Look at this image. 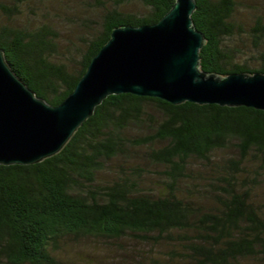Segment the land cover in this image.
Here are the masks:
<instances>
[{"label": "trees", "instance_id": "16d2710c", "mask_svg": "<svg viewBox=\"0 0 264 264\" xmlns=\"http://www.w3.org/2000/svg\"><path fill=\"white\" fill-rule=\"evenodd\" d=\"M133 1L143 12L128 10ZM241 1L196 0L202 71L264 73V12L246 28ZM82 2L101 23L95 30L80 18L92 27L74 61L46 19L57 0H0V48L52 106L74 91L115 28L156 24L175 4ZM28 10L45 20L25 21ZM87 241L119 246L118 264H264V111L111 95L59 154L0 165L1 264H65Z\"/></svg>", "mask_w": 264, "mask_h": 264}, {"label": "water", "instance_id": "95a60500", "mask_svg": "<svg viewBox=\"0 0 264 264\" xmlns=\"http://www.w3.org/2000/svg\"><path fill=\"white\" fill-rule=\"evenodd\" d=\"M196 9V0H175L156 24L115 28L59 106L39 98L0 48V165H34L59 154L111 95L264 111V73L201 70L206 39L192 18Z\"/></svg>", "mask_w": 264, "mask_h": 264}, {"label": "rangeland", "instance_id": "374dc122", "mask_svg": "<svg viewBox=\"0 0 264 264\" xmlns=\"http://www.w3.org/2000/svg\"><path fill=\"white\" fill-rule=\"evenodd\" d=\"M82 1L84 0H57V3L51 7V14L46 18L58 28L60 52L68 56V51H70L74 61H79L83 57L82 55L86 50L85 40L89 39L90 28L92 27L90 22L82 21L80 18L83 20L85 18L93 19L95 21V30L100 29L101 23L98 17L99 14L95 12L96 8L84 6ZM241 2L243 5L238 12L237 18L248 28L253 24L254 17L258 14L257 10L264 12V0H242ZM128 7V10L133 13L143 12L140 5L135 1ZM38 14L42 15V12L39 11ZM23 18L27 22L32 20L34 23L45 20L43 15L39 19L33 20L34 14L30 10ZM28 19L30 20L28 21ZM76 19L78 20L74 23ZM193 164L196 167H201L196 161ZM118 247L103 241H87L82 246L69 250V254L65 255V257H68V259H64L66 261L65 264H118L116 263L117 259L122 260L125 258V255L121 254ZM134 248L128 249L126 259Z\"/></svg>", "mask_w": 264, "mask_h": 264}]
</instances>
